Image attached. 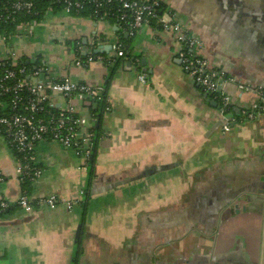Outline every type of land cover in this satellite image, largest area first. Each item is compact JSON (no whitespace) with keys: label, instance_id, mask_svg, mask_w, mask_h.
<instances>
[{"label":"crops","instance_id":"crops-1","mask_svg":"<svg viewBox=\"0 0 264 264\" xmlns=\"http://www.w3.org/2000/svg\"><path fill=\"white\" fill-rule=\"evenodd\" d=\"M162 1L163 19L172 14L183 25L199 42L197 55L254 92L225 84L238 114L224 131L226 117L183 69L179 44L163 26H144L132 58L114 72L107 60L76 62L84 46L112 44L96 55L116 58L114 45L128 32L115 20L55 7L16 30L10 45L0 44V60L13 49L43 70L37 81L68 76L100 85L107 109L93 175L74 149L49 140L37 146L41 173L30 196L78 200L70 208L17 204V157L0 134V201L13 207L0 213V264H264V112L241 115L264 100V0ZM74 103L90 118L100 105Z\"/></svg>","mask_w":264,"mask_h":264},{"label":"built area","instance_id":"built-area-1","mask_svg":"<svg viewBox=\"0 0 264 264\" xmlns=\"http://www.w3.org/2000/svg\"><path fill=\"white\" fill-rule=\"evenodd\" d=\"M3 2V12L0 19H14L16 16L29 18L17 25V31L40 21L37 17L48 13L40 4L43 2L62 5L68 13H82L89 10L96 20L114 17L119 25L129 35L135 36L144 26H151L157 19L164 29L172 31L179 44V59L183 69L191 75L203 91L211 96L220 106L221 113L226 117L224 131H229L231 123L236 120L232 111L231 97L225 92L227 82H236L238 89L244 93L254 92L249 85L238 82L224 70L212 68L207 59L195 53L199 45L191 38L183 25L173 19L162 17V0H0ZM12 36V35H11ZM10 36V38H11ZM8 36H1V44H6ZM115 57H124L122 43L114 45ZM113 57H108V60ZM95 60H107L94 52H86L77 58L78 65H87ZM11 61L9 67L5 65ZM43 73L42 69L28 73L22 59L16 52L6 60H0V134L4 136L10 148L17 157V173L20 177L28 176L34 182L41 173L37 163L36 150L40 142L49 140L59 143L65 148H72L82 156L86 163L92 156V148L96 136L97 121L92 113L91 118L79 113L74 99L97 107L104 99V88L100 85L82 83L71 77L35 80ZM141 82H146L147 74L140 76ZM262 95V94H261ZM107 109V106L105 107ZM264 112V100L254 102L248 109L241 111L246 119H254L256 113ZM78 200L62 201L52 195L34 200L30 194L23 192L17 204L25 211L34 209L36 205L56 207L64 202L69 208ZM10 204L0 201V212L9 208Z\"/></svg>","mask_w":264,"mask_h":264},{"label":"trees","instance_id":"trees-1","mask_svg":"<svg viewBox=\"0 0 264 264\" xmlns=\"http://www.w3.org/2000/svg\"><path fill=\"white\" fill-rule=\"evenodd\" d=\"M40 6H41V9H43L44 11H46L49 8L62 7V5H59V4H53L52 5L51 3L49 4V3H46V2L41 3ZM2 7H3V2L0 1V14L3 12ZM163 9H165V6L162 3L161 10H163ZM45 14L46 13L43 12L42 15L37 17V20H39V21L42 20L44 18ZM74 14H81V13H74ZM110 19L117 21V19L114 18V17H110ZM25 20H30V19L29 18H23L21 16H16L14 19L10 18L8 20L7 19H0V32H4L5 34H10V36H11V35L16 33L17 25H19L21 22H23ZM152 25L162 28V24L157 19L152 21ZM133 38H134V36H131V35L128 34V36L123 38L122 41H121L122 49L124 50V53H125L124 57L132 58L131 44H132ZM124 57H116V58L113 57V58H111L109 60H108V57H106L107 62L111 66V71L112 72H114L115 68L119 65V62ZM133 58H136V56L133 57ZM22 62H23V65H25L27 67V72L28 73H31L32 71H34L33 70V66H31L29 63H26L24 60H22ZM10 65H11V61H8V63L5 65V67H9ZM104 98H106V92L104 94ZM105 103L106 102L103 99V101L100 103V105L96 109L93 110V114H94V117L96 118V120H100V121L102 120L103 113H104L105 106H106ZM232 111L234 112V115L238 114L237 111L235 110L234 106L232 108ZM100 132H101L100 128H98V130H97V143H98V139H99V137L101 135ZM97 143H96V147H97ZM96 147H95V151L93 153V161H94V158H95V155H96ZM92 167H93V169H92V175H93L94 164H93ZM21 184H22L23 192H25L27 194H30L31 193V188H32V185H33V181L30 179V177H28V176L21 177ZM87 199H85L84 201L82 200L85 207H86V205L88 203ZM12 208L13 207L7 208L6 211L8 212Z\"/></svg>","mask_w":264,"mask_h":264},{"label":"water","instance_id":"water-1","mask_svg":"<svg viewBox=\"0 0 264 264\" xmlns=\"http://www.w3.org/2000/svg\"><path fill=\"white\" fill-rule=\"evenodd\" d=\"M127 36H128V33L126 34V37H127ZM112 48H113V45H112V44H108V45L100 46V47H98L97 49L94 50V53H95V54H101V53H103V52H107V53H109L110 50H112ZM83 50H84V52H83L82 55H85V54H86V46H84ZM204 97L207 99V101L211 102V104H212L214 107H219V108H220V106L218 105V103H217L216 101H214V100L211 99V96H210V95L205 94ZM99 125H100V120H98V121H97V124H96V130H95V131H96V136H95V140H94V146H93V148H92V156H91V158H90V160H89V163H88V167H89V169H91V166H92V164H93V153H94V151H95V147H96V143H97V130H98V128H99ZM81 227H82V226L80 225V226L78 227V230H77V237H78V238H79V234H80Z\"/></svg>","mask_w":264,"mask_h":264},{"label":"rangeland","instance_id":"rangeland-1","mask_svg":"<svg viewBox=\"0 0 264 264\" xmlns=\"http://www.w3.org/2000/svg\"><path fill=\"white\" fill-rule=\"evenodd\" d=\"M2 35H3V36H6V34H5L4 32H0V44H1V42H2V39H1V36H2ZM7 36L9 37L7 41H8V43H9V45H10V44L12 43V41H11L12 39L10 38V34H7ZM11 37H12V36H11ZM63 49H65V48H63ZM13 51H14V50L11 49V50L9 51L8 55H7V51L4 50V52H3V53H4V57H3V59L6 60L7 58H9V57L11 56V53H12ZM1 60H2V59H1Z\"/></svg>","mask_w":264,"mask_h":264},{"label":"flooded vegetation","instance_id":"flooded-vegetation-1","mask_svg":"<svg viewBox=\"0 0 264 264\" xmlns=\"http://www.w3.org/2000/svg\"><path fill=\"white\" fill-rule=\"evenodd\" d=\"M234 106V105H233Z\"/></svg>","mask_w":264,"mask_h":264}]
</instances>
